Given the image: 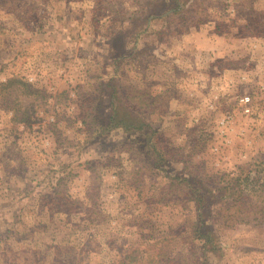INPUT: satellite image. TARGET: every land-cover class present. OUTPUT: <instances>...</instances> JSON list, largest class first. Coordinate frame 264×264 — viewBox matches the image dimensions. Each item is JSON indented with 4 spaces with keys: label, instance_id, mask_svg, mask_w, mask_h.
I'll return each mask as SVG.
<instances>
[{
    "label": "rangeland",
    "instance_id": "obj_1",
    "mask_svg": "<svg viewBox=\"0 0 264 264\" xmlns=\"http://www.w3.org/2000/svg\"><path fill=\"white\" fill-rule=\"evenodd\" d=\"M206 262L264 264V0H0V264Z\"/></svg>",
    "mask_w": 264,
    "mask_h": 264
},
{
    "label": "built area",
    "instance_id": "obj_2",
    "mask_svg": "<svg viewBox=\"0 0 264 264\" xmlns=\"http://www.w3.org/2000/svg\"><path fill=\"white\" fill-rule=\"evenodd\" d=\"M239 104L242 106L244 113L251 115L254 113V102L251 96L246 95L239 99Z\"/></svg>",
    "mask_w": 264,
    "mask_h": 264
},
{
    "label": "trees",
    "instance_id": "obj_3",
    "mask_svg": "<svg viewBox=\"0 0 264 264\" xmlns=\"http://www.w3.org/2000/svg\"><path fill=\"white\" fill-rule=\"evenodd\" d=\"M207 234H209V233H207ZM207 234L205 235V236H207ZM207 243V242H206ZM204 248H206L207 246H203ZM207 249V248H206ZM206 264H207V262H206Z\"/></svg>",
    "mask_w": 264,
    "mask_h": 264
}]
</instances>
